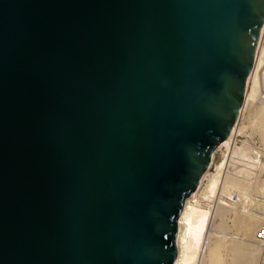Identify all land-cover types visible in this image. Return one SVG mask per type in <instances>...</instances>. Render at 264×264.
<instances>
[{
  "label": "water",
  "instance_id": "95a60500",
  "mask_svg": "<svg viewBox=\"0 0 264 264\" xmlns=\"http://www.w3.org/2000/svg\"><path fill=\"white\" fill-rule=\"evenodd\" d=\"M263 25L264 0H0V264H173Z\"/></svg>",
  "mask_w": 264,
  "mask_h": 264
},
{
  "label": "bare ground",
  "instance_id": "6f19581e",
  "mask_svg": "<svg viewBox=\"0 0 264 264\" xmlns=\"http://www.w3.org/2000/svg\"><path fill=\"white\" fill-rule=\"evenodd\" d=\"M261 36L263 38L264 30L262 31ZM251 72L252 73L247 83L248 91L239 111L241 112L240 114H242L243 111H247L248 107H253V104L251 105V103H253L254 99L257 98L256 96L258 95L259 85H264V46L259 47V49L257 50L254 60V66ZM263 100L264 98L260 101V104L258 106H254L251 109L248 108L251 113L253 111L255 112V114H253L255 116H253L251 113L248 114H251V118L252 116L254 118L252 119L253 121L249 120L250 124H252V127L254 129H259L260 131H262L260 133H262V136L264 138ZM245 115H247L246 112ZM249 115L247 116L249 117ZM246 122L248 123V121ZM242 125L239 126L237 124L231 130L229 138L218 148V150L222 151V154L220 161L217 162L215 173L210 174L209 171H207L201 179L199 189L195 193H191V196L187 198L184 203L182 212L178 219V232L176 236L177 257L173 264H225L227 263L226 260L231 262V264H258L257 262H259V249H261L262 251V247L258 245L256 236L258 232L262 230H258V228L264 227V216L255 213L254 211H249L250 209H247V212H245L244 210L246 209L243 208V211L237 212V210L236 212H234L232 219L226 222L225 216L227 212L230 211V208H226L223 206V203L225 202L220 203V201L216 200V204L214 206L215 208L211 207L212 205L207 206L206 203L211 200L213 202L214 196L217 193L222 195L239 189H241L242 191H246L251 186H249L248 184L246 186L244 184L245 182L242 181L243 178L238 179L235 176L238 179L235 180V177L232 176L233 174L229 173V170H226V172L223 171L224 169H227V165H229V163H231L230 167H232L233 162H235L234 158L233 161L231 160V155L236 153L237 139L238 137H240L245 128ZM238 150L239 149H237V151ZM251 189L252 188H249V190ZM219 191L221 193H219ZM220 197L221 196L218 195V198ZM225 204L227 205V203ZM242 205L243 207H245L244 204ZM215 231L222 233L232 231L233 235H231L230 240L225 239L224 241H221L219 240L220 238L217 239L219 236L216 238ZM253 239L254 242H256V244L254 245ZM224 256L226 259L224 258Z\"/></svg>",
  "mask_w": 264,
  "mask_h": 264
},
{
  "label": "rangeland",
  "instance_id": "374dc122",
  "mask_svg": "<svg viewBox=\"0 0 264 264\" xmlns=\"http://www.w3.org/2000/svg\"><path fill=\"white\" fill-rule=\"evenodd\" d=\"M262 33L260 34V37H259V41H258V45H257V50L259 49V47H262L264 46V36L262 38ZM260 43V44H259ZM257 52V51H256ZM252 73V72H251ZM251 75V74H250ZM249 75V77H250ZM249 77L247 78V81H246V92H245V96H246V93L248 91V86H247V83H248V80H249ZM260 84L259 85V88L264 86ZM258 88V95L256 96L257 98L254 99V102L251 103V105L254 107L258 106L260 104V101L264 98V87ZM262 94V95H261ZM263 97V98H262ZM262 98V99H261ZM245 99V98H244ZM261 99V100H260ZM259 100V101H258ZM264 101V100H263ZM259 102V103H258ZM258 103V104H257ZM255 104V105H254ZM251 107V108H253ZM249 108V107H248ZM247 108V111H243L242 114H240L241 112H239L236 120H235V124L233 125L232 129L238 124L239 126H244V131L241 133L240 137H238L237 139V142H236V148L239 149L237 151L236 149V153L235 156L234 154L231 155V160L235 162H233V166L230 167V164L227 165V169H224L223 171L226 172V170L228 171L229 170V173L230 174H233L232 176H236L238 179L239 178H243L242 181H244L245 185L247 186V184L250 186H248L249 188H252L251 190H249V188L246 190L247 191V194H246V191H242L241 189L239 190H234V191H231L229 193H225V194H216L214 196V199H213V202L212 200L211 201H208L206 202L207 203V206H211L213 208H215V204H216V200L217 201H220V203H227V205L225 203H223V206L226 207V208H230L229 212H227L226 216H225V220L226 222L230 221V219H232V216H233V213L236 212H239V211H243L242 209L245 208L246 210H244L245 212H247V209L249 211H254L255 213H258V214H261L264 216V139L263 136H262V131H260L258 128V130L254 129L252 127V124H250L249 120L250 121H253L252 119L253 114H255V112L251 113V111H249V108ZM249 111V112H248ZM245 112L247 113V115H249L248 113H251L253 116L251 118V114L249 115V117L247 115H245ZM247 117H248V120H247ZM248 121V123L245 121ZM247 123V124H246ZM251 125V126H250ZM250 127V128H249ZM256 131H254L253 129ZM256 128V127H255ZM231 129V130H232ZM252 131H251V130ZM254 131V132H253ZM259 132V133H258ZM256 133V134H255ZM230 135V134H229ZM229 138V136H228ZM227 138V139H228ZM262 138V139H261ZM226 139V140H227ZM225 140V141H226ZM246 140V141H245ZM225 141H223L221 144H219V146H217L215 148V150L213 151V153L211 154V158H210V162L208 164V167L207 169L205 170L204 174L209 171L210 174H213L215 173V168L217 166V162L220 161L221 159V154H222V151L218 150V148L220 147V145H222ZM224 149V148H223ZM258 149V150H257ZM234 158V159H233ZM229 166V167H228ZM237 172V173H236ZM203 174V175H204ZM202 175V177H203ZM242 175V176H241ZM249 175V176H248ZM241 176V177H240ZM201 177V179H202ZM235 177V180H238L237 178ZM247 177V179H246ZM249 177V178H248ZM245 178V179H244ZM241 181V180H239ZM248 181V182H247ZM200 183H201V180H200ZM200 183L199 185L197 186L196 190L193 192L195 193L199 187H200ZM251 183V184H250ZM262 184V185H261ZM260 188V189H259ZM203 189H204V186H203ZM240 191V192H239ZM258 191V192H257ZM243 192V193H242ZM253 192V193H252ZM261 192V193H260ZM219 193H221L219 191ZM218 195L221 196L220 198H218ZM191 196V195H190ZM189 196V197H190ZM188 197V198H189ZM241 197V198H240ZM217 198V199H216ZM249 199V200H248ZM187 200V199H186ZM222 201V202H221ZM251 202V203H250ZM248 203V204H247ZM245 207H243V205ZM234 205V206H233ZM248 205V206H247ZM234 207V208H233ZM240 207V208H239ZM234 209V210H233ZM231 213V214H230ZM230 217V218H229ZM260 229H264V227H260L258 228V230ZM257 230V231H258ZM216 232V231H215ZM233 232H226V233H222V232H216L215 235H216V238L221 240V241H224L225 239L227 240H230L231 239V235ZM225 236V237H223ZM255 237V236H254ZM222 238V239H221ZM253 242H254V239H253ZM256 244V242L253 243V245ZM255 246H258V245H255ZM259 254H260V258H261V249H259ZM225 258V256H224ZM260 258H258L260 260ZM226 259V258H225ZM224 259V260H225ZM227 263L225 264H228L231 262H229L228 260H226ZM258 263V262H257Z\"/></svg>",
  "mask_w": 264,
  "mask_h": 264
},
{
  "label": "built area",
  "instance_id": "2783aa9c",
  "mask_svg": "<svg viewBox=\"0 0 264 264\" xmlns=\"http://www.w3.org/2000/svg\"><path fill=\"white\" fill-rule=\"evenodd\" d=\"M264 30V25L262 27L261 33ZM256 241L258 242V245L262 247V253H261V258L258 262V264H264V229L258 232L256 236Z\"/></svg>",
  "mask_w": 264,
  "mask_h": 264
}]
</instances>
